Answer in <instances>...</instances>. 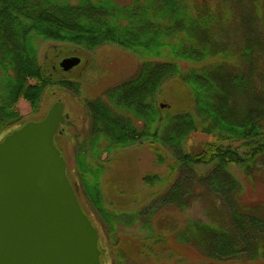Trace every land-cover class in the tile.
Masks as SVG:
<instances>
[{"label":"trees","instance_id":"trees-1","mask_svg":"<svg viewBox=\"0 0 264 264\" xmlns=\"http://www.w3.org/2000/svg\"><path fill=\"white\" fill-rule=\"evenodd\" d=\"M263 9L261 0H0V131L21 119L19 98L36 110L55 85L79 92L74 82L57 77L62 70L56 62L38 59L39 41L54 45L49 54L55 58L104 44L135 54L140 63L130 78L83 102L90 135L75 156L105 233L116 238L119 222L138 225L159 240L169 231L159 223L164 211L205 197L206 217L186 221L168 237L193 245L207 264H264V202L244 200L231 170L264 186ZM170 80L189 88L192 111L171 113L157 104L156 95ZM197 133L211 139L194 149ZM137 140L166 146L177 176L140 209L107 210L95 181L103 170L100 155ZM202 165L204 172L197 169ZM166 181L153 174L142 178L152 188ZM141 242L139 256L147 257V241ZM118 243L111 245L112 260L123 264ZM154 243L152 253L166 256V242Z\"/></svg>","mask_w":264,"mask_h":264},{"label":"rangeland","instance_id":"rangeland-1","mask_svg":"<svg viewBox=\"0 0 264 264\" xmlns=\"http://www.w3.org/2000/svg\"><path fill=\"white\" fill-rule=\"evenodd\" d=\"M208 1L211 2L212 0ZM261 2H263L264 6V0H261ZM262 11V25L264 26V9ZM50 44L52 43L48 41L38 42V59L42 60L46 56V63L56 62L58 64L66 56V52L61 53L60 56L58 55L59 57L55 58L54 55L49 54L51 53L50 46H54ZM80 51L83 52V54L77 55L82 59L80 64L70 72L61 71L57 75L60 79L74 82L78 86L79 92L77 95L55 85L49 91L47 90L48 92L46 91L47 93L44 94L40 106L36 110L31 109L27 101L19 98L16 108L21 119L14 124L15 126L10 125L8 128L0 131V141L5 135L18 128L20 124L42 119L53 102L61 101L64 104V113L68 114V121L66 124H62L57 132L55 146L59 149L66 162V174L75 190L83 211L89 216L98 231L97 247L100 252V264L115 263V259L112 260L113 249L111 245L116 244L118 241L119 243L121 242L120 248L122 249V254L120 256L123 258V264H142L143 262L145 264H207V259L202 258L200 251L193 245L182 246L172 239V237H168V235H175L177 230L184 227L186 221L193 218L204 219L206 217L209 203H206L205 197H198L193 201L188 200L186 208L181 210L172 207L170 211L168 209L164 211L160 215H164V217L159 223L168 228L169 231L164 233L168 234L166 237L159 240L156 239L154 234L151 237L150 232L138 227V225L125 227L119 222L116 223L118 229L116 233L117 240L112 235L105 233L103 223L106 222L99 216V213L85 195L83 185L81 184V172L77 167L75 156L77 148L90 135L89 117L83 102L86 99L102 96L108 88L130 78L136 72L140 58L114 44H104L92 51ZM48 54L49 56L47 57ZM188 91L189 88L180 81L170 80L164 83L161 91L156 95L157 104L159 106L161 104L164 105L161 108H165L171 113L183 110L192 111L193 106L189 94L190 91ZM140 125L139 122L135 123L136 128ZM157 126L155 125L156 128ZM193 136L192 144L196 145L194 149H197L200 144L211 139L203 133H197ZM230 142L233 146L238 145L236 141L231 140ZM100 146H105V144H100ZM81 148L86 147L83 144ZM158 154L161 156V161H159ZM99 163L101 166L103 165V170L99 174V177L96 176L95 181L99 178L100 197L103 206L107 210L132 211L140 209L151 199L152 195L164 190L168 183L170 184L171 180L174 181L177 176V173H174L176 171L172 172L169 168L175 163L174 157L167 147L158 141L149 143L147 140H137L132 145L111 152L104 151L100 155ZM197 169L204 172L208 168L202 165ZM231 170L243 186L242 194L244 200H261L264 202V186L248 183L249 181L236 167H231ZM146 174H153L162 178L166 177L167 181L160 188H152L142 182V178ZM192 191L194 189L191 187ZM196 192L197 195L201 194L200 189H197ZM169 207L166 206V208ZM142 239L143 241H147V244L145 243L144 246L147 247L150 253L147 257H143L145 256L144 253L143 256H139ZM154 241L166 242L164 245L166 247L164 250L166 256L164 252L161 256H159L160 254L157 255L156 252L152 253L153 249L158 248ZM153 260H157V262Z\"/></svg>","mask_w":264,"mask_h":264},{"label":"water","instance_id":"water-1","mask_svg":"<svg viewBox=\"0 0 264 264\" xmlns=\"http://www.w3.org/2000/svg\"><path fill=\"white\" fill-rule=\"evenodd\" d=\"M80 60L66 56L58 65L67 72ZM63 108L53 102L42 119L0 141V264H100L97 229L54 144L68 117Z\"/></svg>","mask_w":264,"mask_h":264},{"label":"flooded vegetation","instance_id":"flooded-vegetation-1","mask_svg":"<svg viewBox=\"0 0 264 264\" xmlns=\"http://www.w3.org/2000/svg\"><path fill=\"white\" fill-rule=\"evenodd\" d=\"M81 61H82V59H81ZM81 61H80V62H81ZM79 64H80V63H79ZM79 64H78V65H79ZM78 65H77V66H78ZM77 66H75V67H77ZM75 67H73L71 70H73ZM71 70H70V71H71ZM70 71H69V72H70ZM63 106H64V104H63ZM63 113H64V108H63ZM64 114H65V113H64ZM67 118H68V117H67ZM67 118L65 119V124H66V122L68 121ZM61 126H62V124L59 126V129H60Z\"/></svg>","mask_w":264,"mask_h":264}]
</instances>
